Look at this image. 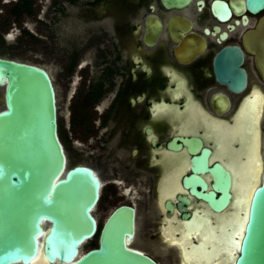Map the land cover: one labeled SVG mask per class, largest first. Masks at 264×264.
I'll list each match as a JSON object with an SVG mask.
<instances>
[{
    "label": "flooded vegetation",
    "instance_id": "af4514ba",
    "mask_svg": "<svg viewBox=\"0 0 264 264\" xmlns=\"http://www.w3.org/2000/svg\"><path fill=\"white\" fill-rule=\"evenodd\" d=\"M212 1L0 0L1 41L17 24V41L57 45L49 50L63 56L67 87L79 73L74 163L100 180L98 232L100 209L133 207L128 244L158 264H232L227 239L241 231L252 139L243 107H264L244 36L264 8L241 12L224 0L225 15Z\"/></svg>",
    "mask_w": 264,
    "mask_h": 264
},
{
    "label": "water",
    "instance_id": "95a60500",
    "mask_svg": "<svg viewBox=\"0 0 264 264\" xmlns=\"http://www.w3.org/2000/svg\"><path fill=\"white\" fill-rule=\"evenodd\" d=\"M230 1L241 12L256 13L264 8V0ZM212 3L228 14L226 1ZM244 41L255 53L264 78V14L246 31ZM240 82L243 87V69ZM0 87V264H31L39 255L45 264H158L128 244L134 209L125 204L106 217L97 245L80 252L81 245L97 232L93 210L100 180L90 166L68 164L51 74L41 64L0 55ZM255 129L260 169L247 203L241 204V231L228 247L232 264H264L263 106ZM222 175L226 182L227 175ZM206 194L214 203L219 200L212 198L211 191ZM241 194L243 199L244 192ZM226 196L224 190L223 199Z\"/></svg>",
    "mask_w": 264,
    "mask_h": 264
},
{
    "label": "rangeland",
    "instance_id": "374dc122",
    "mask_svg": "<svg viewBox=\"0 0 264 264\" xmlns=\"http://www.w3.org/2000/svg\"><path fill=\"white\" fill-rule=\"evenodd\" d=\"M17 24H12L9 34L6 35V41L0 39V52L3 54L14 56L21 60H27L37 64H41L47 68L53 79V84L56 91V102L58 107V115L61 119L62 138L66 141L65 152L67 155L68 164L79 161V149L77 148V119L75 112L77 111V103L75 101L76 91L79 87V73L76 72L71 82L70 87H67L68 75L63 68V56L59 51L49 50V47L55 49L57 45L50 40L40 38L39 45L23 37L17 41V35L20 30ZM30 28L32 26L28 25ZM4 26L0 25V31L4 30ZM9 35V36H8ZM60 46V45H59ZM2 104V88L0 87V105ZM257 116V115H256ZM256 119V117L254 116ZM110 208L103 212L98 211V219L100 224L104 221ZM98 242V236L95 234L81 245V251L86 250L94 243Z\"/></svg>",
    "mask_w": 264,
    "mask_h": 264
},
{
    "label": "bare ground",
    "instance_id": "6f19581e",
    "mask_svg": "<svg viewBox=\"0 0 264 264\" xmlns=\"http://www.w3.org/2000/svg\"><path fill=\"white\" fill-rule=\"evenodd\" d=\"M259 93H260V91H259ZM254 94H256V93H254ZM261 95H262V93H261ZM261 95H259V96H261ZM256 96H255V98H256ZM261 99H263V98H261ZM253 111H254V116L256 117V119L254 118V120L251 117V116H253L252 115V112ZM261 114H262V100H260V101L257 100V102H254L252 104H246L243 107V116L245 117V122L247 123L248 132L249 131L252 132L251 143H250L249 147L247 148L248 149L247 150V153H248V162H247L246 166L244 167V173L242 174L243 178L246 179L244 182L242 181V192H244V196H243L242 202L244 204L247 203V197L249 195V191L251 190L252 186L255 184V182L257 180V175H258V172H259V169H260L259 164L257 162V154H256V150H257V138H258L257 135L258 134H257V131H256L255 127L257 126V120L260 119ZM252 120L254 122H252ZM246 160H247V158H246ZM243 221H244V217L241 220V225L243 224ZM227 240L230 241V242H233L232 241L233 240L232 238L231 239H227ZM194 247H195V250H198V251H200L201 249L202 250L204 249V247H203L202 244H198L197 246H193L192 248H194ZM192 248H190V249H192ZM212 251L213 250H208L207 253H211ZM80 252H82L81 249H80ZM219 252L220 251L216 250V254H218ZM31 264H45V261L42 258V256L39 255V256H37L34 259V261Z\"/></svg>",
    "mask_w": 264,
    "mask_h": 264
},
{
    "label": "trees",
    "instance_id": "16d2710c",
    "mask_svg": "<svg viewBox=\"0 0 264 264\" xmlns=\"http://www.w3.org/2000/svg\"><path fill=\"white\" fill-rule=\"evenodd\" d=\"M61 125H62V123H61V119H60V117H59V115H58V128H59V135H60V138H62V128H61ZM95 234L98 236V230H97V232H96ZM95 245H97V242L94 243L92 246H95Z\"/></svg>",
    "mask_w": 264,
    "mask_h": 264
}]
</instances>
